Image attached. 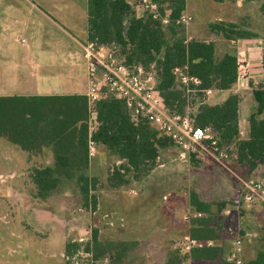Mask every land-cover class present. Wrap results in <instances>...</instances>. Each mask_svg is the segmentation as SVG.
Here are the masks:
<instances>
[{
  "label": "crops",
  "instance_id": "obj_1",
  "mask_svg": "<svg viewBox=\"0 0 264 264\" xmlns=\"http://www.w3.org/2000/svg\"><path fill=\"white\" fill-rule=\"evenodd\" d=\"M88 1L0 0V98L38 101L47 96H85L88 86V61L85 57V47L89 43ZM189 1L185 0L187 9ZM212 1L223 10L215 19L216 22L233 23L258 35V38L252 39H225L210 31L209 24L214 20L190 35L191 40L213 42L218 58H223L227 53L237 57L239 77L236 84L230 90L212 88L207 103L222 104L230 95H238L240 136L241 139H248L249 119L257 106L254 89L264 84V38L259 32L248 29L245 24L246 18H252L249 13L251 0H226L223 3ZM263 3L264 1L259 2L260 10ZM186 10L183 14H186ZM259 14L264 22V15L261 11ZM22 35H29V39L22 38ZM219 46H223L221 55ZM242 68L246 69L244 74ZM89 147L93 149L94 155L90 158L88 175L99 180L97 189L92 191L97 199L94 210L84 206L79 189H66V182L50 195L39 196L31 176L35 169L54 166L52 148L27 151L9 136H0V170L8 169L6 173L0 172V242H5L3 246L0 244V249L16 254L18 250H29V246L36 256L45 261L43 264H49V246L54 244L56 230L59 229L58 238L64 246L61 257L64 264H71L67 262V245L76 243L80 237H86L92 245L94 229H85L84 212L93 218L89 222H93L96 229H99L102 244L100 234L104 226H125L129 221L141 226L145 241L153 240V234L181 241L182 237L176 231L183 221V211L191 209L193 218L202 216L191 206V191H195L201 201L206 203L228 199V193L214 189L210 182L201 184L202 177L208 176L207 171L214 169V162L225 163L226 160L217 161L204 155L198 160V165L190 166V159L195 157L182 159L180 149L176 147L179 163L173 167L160 163L152 173L137 181L128 176L126 169L130 166L127 161L119 158L108 147L100 143ZM226 147L229 148V157L232 151L231 154L238 160L236 144H226ZM88 149L87 146V152ZM166 150L167 148L161 150L158 160H161V155ZM262 165L264 164L252 171L258 170ZM116 171L121 173L119 176L124 182L111 180ZM171 185L173 186L169 189ZM214 208L215 205L212 206V213L216 216L215 225L219 223L222 227L220 238L205 243L191 241V218L187 212L184 221H187L189 227L182 239L186 248L169 251L165 264L174 252H179L184 258L183 264H224L225 261L245 264L256 259L258 252L251 251L245 245L246 241H251L250 238L245 239V236H251L248 225H244L247 233L236 234L232 241L229 237L232 234L229 232L233 228L229 222L233 216L240 217L242 213L249 218L251 211H260L259 205L240 207L239 203L236 208L231 209L228 204H222L217 211ZM19 214L22 218H19ZM225 214L230 216L225 217ZM220 216L224 217L223 221ZM247 221L249 223L250 220L246 219ZM43 224L45 225L42 226ZM23 233L30 236L29 245L13 246L7 243L6 238L16 240V236ZM239 239L240 247L236 244ZM116 242H130L134 246L124 258L114 264H119L138 246L136 241ZM202 245L221 247V259L201 261L190 258L191 248ZM107 256L101 260H107Z\"/></svg>",
  "mask_w": 264,
  "mask_h": 264
},
{
  "label": "trees",
  "instance_id": "obj_2",
  "mask_svg": "<svg viewBox=\"0 0 264 264\" xmlns=\"http://www.w3.org/2000/svg\"><path fill=\"white\" fill-rule=\"evenodd\" d=\"M214 1L223 3L225 0ZM169 2L172 11L170 27L177 36L174 26L186 10V2ZM261 12L264 15V3ZM147 16L138 17L127 0H89V42L103 46H130L128 58L131 62L145 66L155 63L158 88L164 95L166 105L181 114L187 108V96L176 85V68L186 65L188 74L202 82L201 89L233 88L239 76L236 56L227 53L223 58H218L213 42L187 41L186 37L174 39L168 45L162 23L154 20L152 15ZM209 28L211 32L229 40L258 38L257 34L233 23H211ZM198 96L203 100L201 94ZM254 97L257 106L249 119L248 139H241L240 136L238 95L232 94L225 102L216 105L201 103L198 97L191 99L194 108L198 105L196 122L203 127H212L225 144L235 143L239 165L249 166L251 170L264 164V84L254 89ZM95 107L100 125L90 137L89 101L84 95L42 97L37 104L29 107L22 106L17 98H0V136H9L27 151L34 147H50L53 150L54 166L35 169L31 176L39 196H48L65 182L76 181L84 206L96 209L97 199L92 191L97 189L99 181L88 175L90 159L87 146L90 140L105 145L119 158L126 160L130 166L126 170L133 172H138L145 164L154 165L161 150L168 148L169 139L158 138V133L147 124L136 126L132 122L123 101L109 98L98 101ZM119 174L116 171L111 180L124 182ZM190 203L196 212L202 214L190 220L191 241L205 243L218 240L222 227L219 223L215 225L216 216L212 213L214 204L201 201L195 191L190 192ZM133 246L134 243L116 241L105 246L99 240L98 230L94 229L89 253L95 262L112 254L114 260L111 263L114 264L124 258ZM79 249L77 243L67 245V256L72 257ZM221 257L222 248L219 246H195L190 251L193 260L215 261ZM183 260L179 252H174L167 264H183ZM224 264L234 263L225 261ZM245 264H264V250L258 252L256 259Z\"/></svg>",
  "mask_w": 264,
  "mask_h": 264
},
{
  "label": "rangeland",
  "instance_id": "obj_3",
  "mask_svg": "<svg viewBox=\"0 0 264 264\" xmlns=\"http://www.w3.org/2000/svg\"><path fill=\"white\" fill-rule=\"evenodd\" d=\"M131 5H133V8L136 11V15L138 17H146L147 15H153L148 9L139 8L138 1L139 0H128ZM170 0H160V13L158 15V18L154 20L160 21L164 27V30L167 35V44L170 45L173 43L174 39L177 38H183L186 37L187 41H191L190 35H192V32L194 30L200 31L202 30L206 23L210 22L211 20H214L213 23L216 22V18H218V15L223 12V10L220 8V6H217L218 4H215L212 0H190L189 1V8L186 10V16L190 18V20H187V23H179L178 20L176 21V25L174 26L175 31L178 33L177 36H175L171 30L170 27V15H171V3ZM226 1V0H225ZM229 1V0H228ZM252 3L250 4V11L249 13L252 15V18H246L245 24L247 25L248 29L255 30L260 33V36L264 38V22L260 18V8H259V2H263L264 0H251ZM161 8L163 10L161 11ZM183 15V13H182ZM148 17V16H147ZM181 17V16H180ZM165 20H169L168 23H165ZM251 21V23H249ZM210 25V24H209ZM170 27V28H169ZM64 35V34H63ZM22 38L29 39V35H22ZM128 53L130 52V46L124 47L122 46ZM220 55L223 51V46H219ZM236 52V51H235ZM233 51V53H235ZM164 55V52L161 56ZM264 62V61H263ZM149 69H152L155 71L157 83H158V68L155 63H153L150 66H147ZM185 71H187V66L179 67ZM246 72V69H245ZM176 77V85L179 89H183V84L180 80L181 74L178 73L177 75L174 74ZM179 78V80H178ZM185 90V89H184ZM185 95L187 96V92L184 91ZM203 96V95H202ZM19 102L22 106H28L37 104L38 101L34 99H19ZM191 104V100L188 99L187 96V104ZM198 106V105H197ZM195 106V107H197ZM92 114H89L88 122L90 123L92 121V126L98 130V127L100 124H95L96 120H91ZM168 144V143H167ZM37 147H34V149ZM232 151H230V157L228 160L224 161L225 163L221 162H214L213 167L211 168V171L208 172V176L202 177V185H205L206 182H210L214 185V189H221L222 191L228 193L227 194V200L221 201H215L213 204L215 205V211H217L220 206L223 204H228L229 208L234 209L236 208V205L242 201L243 197V191L245 189V182H248L253 179H264V165L259 167L258 170L252 171L249 166H241L238 164V160L231 154ZM1 153V152H0ZM2 154V153H1ZM0 154V155H1ZM178 149L169 141V146L167 150L161 155V160H158L155 162V164H145L141 167V169L138 172H131L127 171L128 176L134 177L135 180L139 181L146 176H148L152 171L158 166L160 163H166L167 166L173 167V165L179 163L178 161ZM198 160L191 158L190 159V166L198 165ZM189 166V167H190ZM8 169L0 170L1 173H6ZM187 173V172H185ZM93 177V176H91ZM95 178V177H93ZM116 181L118 179H115ZM99 181V180H98ZM208 184V183H207ZM173 185L169 186L168 188H172ZM66 189H79L78 184L76 181H69L66 182ZM192 189V188H191ZM127 191V190H126ZM94 195V194H93ZM96 197V196H95ZM81 200L83 202L82 196ZM91 200V199H90ZM152 200V199H151ZM184 205V203H183ZM260 211L253 210L251 213H249V218L244 217V214L242 213V217L240 215L237 217L231 218L230 225L232 229V232H229L231 235L229 237L233 240H235V235L238 233H247V230H244V225H248L247 229H249V232L251 233V236H245V239L250 238L251 241H246V246L251 251H261L264 250V204L259 205ZM189 212L187 215L189 218H193L192 210H184L183 216H182V223L180 224L178 230L176 231L179 234V237H182L186 234V230L189 227L187 221H184V217L186 213ZM110 213V212H108ZM85 215V221H84V227L85 229H96V227L93 225V222H89L93 218L90 216V214L84 212ZM232 215V214H231ZM237 215V212H236ZM230 215L225 214V217H228ZM221 217V221L224 220V217ZM19 218H22V216L19 214ZM18 218V219H19ZM24 218V217H23ZM92 218V219H91ZM240 218V219H238ZM246 219L250 220L246 222ZM35 222V221H34ZM227 222V221H226ZM92 223V224H90ZM43 224L42 226H44ZM92 229V230H93ZM98 229V228H97ZM56 230V229H55ZM99 230V229H98ZM59 233L60 230H56L54 244L52 247L49 246L48 253L50 254L48 256L49 264H64V260L61 257L62 251L64 250L63 244L59 240ZM150 233H152V227L150 228ZM153 237H155L153 240L145 241L142 236V228L140 225H137L136 223H133L132 221H129V224H125V226H117V227H110V226H104L103 232L100 234V239L105 244V246L111 245V242L115 241H136L138 242V246L134 248L133 251H131L128 256L123 259L119 264H165L167 260V255L169 251H181V249H185L186 245L185 243L179 240L175 241L172 239H168L167 236H164L162 234H153ZM7 243L13 245V246H19L20 244L23 246L29 245L30 243V236L29 235H21L19 234L16 236V240L6 238ZM1 246L5 245V242H0ZM29 250H18L16 254H10L6 249L3 251L0 249V264H26V262H30L29 264H43L45 261L42 260L40 257L36 256L34 252H32V248L28 246ZM4 249V247H3ZM46 249V248H45ZM91 249V245L88 244L85 247V252L82 255H79L76 257V264H110L114 259L111 254H108L107 260H100L99 262H95L93 260V257L88 254V252ZM48 250V248H47ZM75 253L72 257H69L67 262L72 263L73 257L76 255Z\"/></svg>",
  "mask_w": 264,
  "mask_h": 264
},
{
  "label": "built area",
  "instance_id": "obj_4",
  "mask_svg": "<svg viewBox=\"0 0 264 264\" xmlns=\"http://www.w3.org/2000/svg\"><path fill=\"white\" fill-rule=\"evenodd\" d=\"M160 0H139L138 7L148 9L155 19L160 13ZM190 20L185 14L181 15L178 22L187 23ZM168 23L169 20H165ZM85 57L88 61V86L85 96L89 101V113L95 124H100L96 112V103L101 100L114 98L125 103L132 122L139 126L147 124L157 133L158 138H167L180 149L182 159L190 156L201 159L209 155L217 161L229 158L228 147L212 127H203L196 122L195 113L197 107L188 104L184 113H178L166 105L163 93L158 88L155 71L142 63L131 62L128 52L120 45L103 46L89 42L85 47ZM239 64V63H238ZM243 74L245 68H242ZM180 73L183 90L187 92L188 99L199 98L203 95L204 103L211 93V89H201L202 82L176 68L174 74ZM239 77V76H238ZM179 80V78H178ZM199 104V103H198ZM197 106V105H195ZM89 124L90 137L97 130ZM97 143L90 140L88 143L89 159L94 151L89 145ZM264 204V179L245 182L240 207H249ZM76 243L79 251L73 257L71 264H76V257L85 252V247L90 243L86 237H80ZM236 244L240 247L241 239ZM90 256L91 253L88 252Z\"/></svg>",
  "mask_w": 264,
  "mask_h": 264
}]
</instances>
